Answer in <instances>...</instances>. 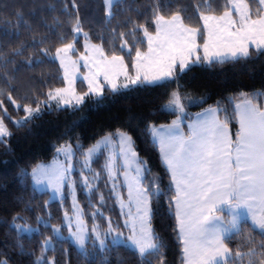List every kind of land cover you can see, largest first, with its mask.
<instances>
[{
    "label": "snow or ice",
    "instance_id": "1",
    "mask_svg": "<svg viewBox=\"0 0 264 264\" xmlns=\"http://www.w3.org/2000/svg\"><path fill=\"white\" fill-rule=\"evenodd\" d=\"M115 4L103 0L109 25L117 15ZM130 11L135 16H125L103 34H91L79 18L77 0H63L66 19L56 21L63 31L49 28L31 42L0 51V144L12 135L5 122L12 120L9 108L24 113L14 121L23 126L45 110L76 111L92 97L105 99L106 93L118 96L175 84L164 92L166 101L159 109L175 119L160 125L145 122L143 128L158 149L162 173L153 175L133 135L120 128L87 147L81 137L69 138L54 146L51 164L21 171L30 177L34 193L48 195L38 205L48 219L37 215L33 227L17 214L11 227L17 234L43 235L41 224L50 229L33 264H61L46 253H55L56 245L65 242L87 256L88 240L101 250L109 245L131 249L139 264H169L164 237L153 223L166 198L175 221L178 264H245V259L246 264H264V92H240L203 108L209 97L194 98L179 84L181 75L196 65L264 56V0H144ZM16 16L18 28L22 13ZM37 68L47 91L21 95L19 75L33 73L29 80L35 81ZM194 105L202 110L190 113ZM233 120L239 125L234 137L229 128ZM78 189L92 209L90 229ZM69 196L71 214L64 209L59 222L51 223L57 219L52 207H62ZM257 230L259 242L252 235ZM235 236L244 239L247 251L229 247ZM17 246L23 248L19 241ZM0 264L9 260L0 259Z\"/></svg>",
    "mask_w": 264,
    "mask_h": 264
},
{
    "label": "trees",
    "instance_id": "2",
    "mask_svg": "<svg viewBox=\"0 0 264 264\" xmlns=\"http://www.w3.org/2000/svg\"><path fill=\"white\" fill-rule=\"evenodd\" d=\"M167 2V0H166ZM214 2V0H210ZM144 0H116L114 11L116 18L108 24L104 14L103 0H77L79 18L84 24V30L91 34H103L110 30L122 18L131 14L140 7ZM6 5V6H5ZM63 0H0V51H11L21 43L31 42L33 36L39 37L49 28L58 33L63 31L56 27L57 20H65L62 12ZM22 13L19 27H16V13ZM11 21V23H7ZM82 41V38L80 42ZM99 42V41H94ZM50 69L46 66L43 71ZM41 69L37 68L35 81L29 80L33 73H21L18 78L20 94L30 93L35 96L39 92L47 91L41 86ZM179 84L194 98L209 97L206 108L216 100L238 95L240 92H264V56H255L246 61L226 63L213 67L196 65L181 75ZM55 86H61L59 82ZM175 84L164 88H141L129 91L123 95L112 96L105 94V99L97 102L92 97L76 111H48L29 121L28 124L15 125L12 120H6L7 127L12 133L6 139V145L0 144V259L7 258L9 264H33L36 256L40 255V242L44 236L51 235L50 229L39 225L40 233H20L11 227L12 217L19 214L27 217L33 227H37L35 217H47L38 207L48 199V195L34 193L29 177H23L21 171H29L40 162L49 160L55 154L56 145L69 138L79 136L85 146H89L104 133L117 128L133 135L138 151L142 158L149 162L153 175L162 173V166L158 158V149L150 143V138L144 132V123L151 122L157 125L168 124L175 119L172 115L160 112V106L166 101L164 92L175 88ZM42 98V97H41ZM201 106H191L188 111L192 114L202 110ZM12 117L22 116L14 108H9ZM230 133L235 135L238 129L237 121L233 120L229 126ZM95 138V139H94ZM167 183V178H165ZM78 199L84 207L87 224L92 209L87 207V198L78 189ZM66 203V202H65ZM64 203V204H65ZM96 203V201H93ZM111 207V202H109ZM31 209V210H29ZM63 206L54 205L51 209L57 219L51 223H58ZM115 216V213H113ZM97 223H100L98 220ZM154 227L163 235L167 246L169 264L176 261L178 264L175 235L172 232L174 219L168 212L166 198L156 209ZM247 233V230H246ZM252 235L259 242L261 237L258 230ZM17 241L23 248L17 246ZM244 239L235 236L229 241V247L234 251L239 248L247 251ZM62 249H66V252ZM33 253L35 255H33ZM50 258L55 255L61 264H139L134 251L124 246L113 247L108 250L96 248L93 254H81L72 243L65 242L56 245V251L46 253ZM246 264V259H245Z\"/></svg>",
    "mask_w": 264,
    "mask_h": 264
},
{
    "label": "rangeland",
    "instance_id": "3",
    "mask_svg": "<svg viewBox=\"0 0 264 264\" xmlns=\"http://www.w3.org/2000/svg\"><path fill=\"white\" fill-rule=\"evenodd\" d=\"M104 14H105V17L107 18V15H106V10L104 9ZM82 45H83V39H82V41L80 42V44H78V48H80V50L82 51L83 49H82ZM78 90H80V85H79V82H78ZM24 118V114L22 115V116H17V117H12V121H13V123H14V121H18V120H21V119H23ZM15 124V123H14ZM15 125H17V124H15ZM54 159H55V154L53 155V157H51L49 160H47V161H45V162H40V163H38L37 165H39V164H51L53 161H54ZM101 163H102V161H101ZM32 170V169H31ZM31 170L29 171V173H31ZM97 170H99V168L97 167ZM30 178V177H29ZM31 181V180H30ZM32 184V183H31ZM77 196H78V190H77ZM81 204V203H80ZM82 206V205H81ZM71 208H72V201H71V197L69 196L68 197V199L66 200V203L63 205V210L64 209H67V210H69V212H70V214H71ZM63 210H62V212H63ZM62 214V213H61ZM43 219H45V220H47L48 218H46V217H42ZM86 220V219H85ZM86 223H87V221H86ZM87 226L89 227V229L91 228V224L89 225V224H87ZM65 235H67V232L65 231ZM85 247L87 248V251H88V253H90V254H93L94 253V251H95V249L96 248H99V247H96V248H94L93 246H92V242H91V240H88V241H86V244H85ZM76 248H77V246H76Z\"/></svg>",
    "mask_w": 264,
    "mask_h": 264
},
{
    "label": "crops",
    "instance_id": "4",
    "mask_svg": "<svg viewBox=\"0 0 264 264\" xmlns=\"http://www.w3.org/2000/svg\"><path fill=\"white\" fill-rule=\"evenodd\" d=\"M238 127H239V125H238ZM184 131H185V132H187V131H188L186 126L184 127Z\"/></svg>",
    "mask_w": 264,
    "mask_h": 264
}]
</instances>
